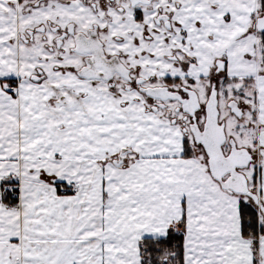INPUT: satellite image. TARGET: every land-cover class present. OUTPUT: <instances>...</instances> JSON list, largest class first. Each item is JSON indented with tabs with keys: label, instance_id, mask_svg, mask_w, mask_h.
<instances>
[{
	"label": "snow or ice",
	"instance_id": "6c2138e0",
	"mask_svg": "<svg viewBox=\"0 0 264 264\" xmlns=\"http://www.w3.org/2000/svg\"><path fill=\"white\" fill-rule=\"evenodd\" d=\"M0 264H264V0H0Z\"/></svg>",
	"mask_w": 264,
	"mask_h": 264
}]
</instances>
